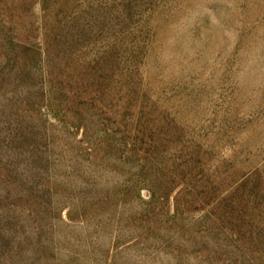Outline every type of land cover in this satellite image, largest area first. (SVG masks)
I'll return each mask as SVG.
<instances>
[{
  "label": "rangeland",
  "instance_id": "374dc122",
  "mask_svg": "<svg viewBox=\"0 0 264 264\" xmlns=\"http://www.w3.org/2000/svg\"><path fill=\"white\" fill-rule=\"evenodd\" d=\"M0 264H264V0H0Z\"/></svg>",
  "mask_w": 264,
  "mask_h": 264
}]
</instances>
